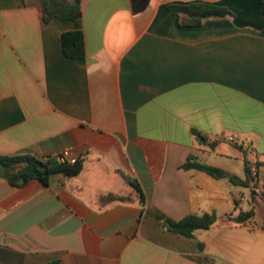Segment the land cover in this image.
<instances>
[{"label":"crops","instance_id":"obj_1","mask_svg":"<svg viewBox=\"0 0 264 264\" xmlns=\"http://www.w3.org/2000/svg\"><path fill=\"white\" fill-rule=\"evenodd\" d=\"M262 1L81 0V17L45 23L41 0H0V157L69 149L83 166L0 179V264H264V192L183 168L245 181L255 163L264 180ZM196 3L232 15L170 10ZM74 30L83 59L62 54ZM206 213L216 222L192 238L162 227Z\"/></svg>","mask_w":264,"mask_h":264},{"label":"trees","instance_id":"obj_2","mask_svg":"<svg viewBox=\"0 0 264 264\" xmlns=\"http://www.w3.org/2000/svg\"><path fill=\"white\" fill-rule=\"evenodd\" d=\"M45 14L44 22L48 23L51 19L75 20L82 15L81 0H41ZM170 10L175 14H187L189 16L206 18L232 15V13L223 7L206 4L172 5ZM261 13L264 15V0L261 5ZM62 54L66 58L83 59L86 55L84 33L81 30L68 31L63 33L61 38ZM194 157H189L183 168L190 170L196 169L207 173L217 179H229L232 183L242 186H248L255 180L249 176L246 166V180L242 181L238 177L230 174L224 169L201 163ZM0 162L5 168V178L15 186H24L32 179H38L47 184L49 178L55 174H63L66 177H74L82 171L81 161L74 164L61 162L58 157H48L38 159L32 156H1ZM134 187L137 197L142 204L145 203V195L136 180L126 178ZM130 198L125 196L109 195L105 198L107 201H128ZM254 212H241L235 217H229L227 220L236 223L243 222L253 218ZM216 222L214 213H206L201 216L190 215L180 221L166 219L162 227L169 232L178 234L182 237L192 238L197 230H207ZM50 264H59L52 262Z\"/></svg>","mask_w":264,"mask_h":264},{"label":"built area","instance_id":"obj_3","mask_svg":"<svg viewBox=\"0 0 264 264\" xmlns=\"http://www.w3.org/2000/svg\"><path fill=\"white\" fill-rule=\"evenodd\" d=\"M58 158H59V160L61 162H69L71 164H74V163H76L78 161V159L71 154L69 149L64 150L58 156ZM247 168H248L249 176L252 177L255 180V182H253V184H256V186H258V188L260 189L261 192H264V180H262L260 178L259 166L257 164H255V163H248L247 164Z\"/></svg>","mask_w":264,"mask_h":264},{"label":"water","instance_id":"obj_4","mask_svg":"<svg viewBox=\"0 0 264 264\" xmlns=\"http://www.w3.org/2000/svg\"><path fill=\"white\" fill-rule=\"evenodd\" d=\"M5 177V168L3 164L0 162V179Z\"/></svg>","mask_w":264,"mask_h":264},{"label":"rangeland","instance_id":"obj_5","mask_svg":"<svg viewBox=\"0 0 264 264\" xmlns=\"http://www.w3.org/2000/svg\"><path fill=\"white\" fill-rule=\"evenodd\" d=\"M229 146V148H231V151H233V150H235V152L236 153H238V156H239V154L241 155V153L239 152V151H237L236 149L237 148H235V149H232L233 147H231V145H228ZM229 150V149H228ZM234 161V160H233ZM232 161V162H233ZM244 168L241 166V170H238V171H240L241 173H244V170H243ZM244 191V193H246V191L245 190H243ZM246 195H247V193H246Z\"/></svg>","mask_w":264,"mask_h":264}]
</instances>
